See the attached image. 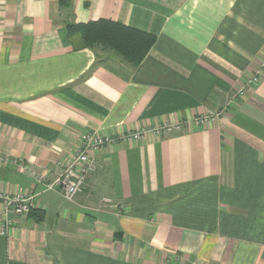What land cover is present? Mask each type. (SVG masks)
Returning <instances> with one entry per match:
<instances>
[{
    "label": "crops",
    "instance_id": "1",
    "mask_svg": "<svg viewBox=\"0 0 264 264\" xmlns=\"http://www.w3.org/2000/svg\"><path fill=\"white\" fill-rule=\"evenodd\" d=\"M99 18L156 42L132 67L69 35ZM89 131L116 139L67 200L50 185ZM0 191L45 211L0 264H264V0H0Z\"/></svg>",
    "mask_w": 264,
    "mask_h": 264
},
{
    "label": "built area",
    "instance_id": "2",
    "mask_svg": "<svg viewBox=\"0 0 264 264\" xmlns=\"http://www.w3.org/2000/svg\"><path fill=\"white\" fill-rule=\"evenodd\" d=\"M260 77L255 75L250 82H259ZM218 114H201L194 118L196 124H206L214 122L217 119ZM162 124L161 126L151 127L147 130H136L122 133L120 139L123 140H139L145 136L148 132L155 134H161L165 129L171 130L174 127H178L179 124ZM116 139V136L109 134L101 135L96 132H86L83 136L82 146L77 150L72 158L63 165L62 172L56 178V180L50 185L53 188L55 185L59 187L63 196L67 200H73L80 192L83 191L84 185L88 175L94 172L98 163L95 158V153L106 145L108 142H112ZM5 163L16 164L17 161L13 158H2ZM34 175V170L31 171ZM34 194H15L10 195L5 191H0V202L3 204V209L0 211V233L6 234L11 228L17 218L22 215H27L31 208H33ZM105 201H111L105 198Z\"/></svg>",
    "mask_w": 264,
    "mask_h": 264
},
{
    "label": "trees",
    "instance_id": "3",
    "mask_svg": "<svg viewBox=\"0 0 264 264\" xmlns=\"http://www.w3.org/2000/svg\"><path fill=\"white\" fill-rule=\"evenodd\" d=\"M71 1L61 0V3L70 7ZM67 28L69 35H80L84 47L111 50L132 67L143 61L156 42V35L149 31L107 18L80 23L68 22ZM28 214L37 221L45 218V211L40 208L33 207Z\"/></svg>",
    "mask_w": 264,
    "mask_h": 264
}]
</instances>
